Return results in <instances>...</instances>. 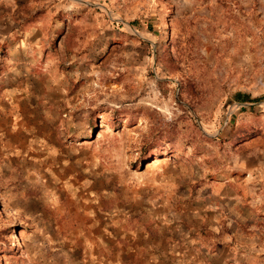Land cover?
I'll use <instances>...</instances> for the list:
<instances>
[{"label":"rangeland","instance_id":"rangeland-1","mask_svg":"<svg viewBox=\"0 0 264 264\" xmlns=\"http://www.w3.org/2000/svg\"><path fill=\"white\" fill-rule=\"evenodd\" d=\"M264 0H0V264H264Z\"/></svg>","mask_w":264,"mask_h":264},{"label":"crops","instance_id":"crops-1","mask_svg":"<svg viewBox=\"0 0 264 264\" xmlns=\"http://www.w3.org/2000/svg\"><path fill=\"white\" fill-rule=\"evenodd\" d=\"M260 122H262L264 124V119H262V121H260Z\"/></svg>","mask_w":264,"mask_h":264}]
</instances>
